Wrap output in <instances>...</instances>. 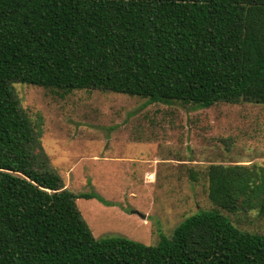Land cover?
<instances>
[{
	"label": "trees",
	"instance_id": "trees-1",
	"mask_svg": "<svg viewBox=\"0 0 264 264\" xmlns=\"http://www.w3.org/2000/svg\"><path fill=\"white\" fill-rule=\"evenodd\" d=\"M14 84L264 105V0H0V264H264V234L225 215L264 216V166L209 165L214 209L156 246L95 239L76 200L108 202L64 188Z\"/></svg>",
	"mask_w": 264,
	"mask_h": 264
},
{
	"label": "rangeland",
	"instance_id": "rangeland-1",
	"mask_svg": "<svg viewBox=\"0 0 264 264\" xmlns=\"http://www.w3.org/2000/svg\"><path fill=\"white\" fill-rule=\"evenodd\" d=\"M13 90L40 129L41 147L64 188L108 202L76 200L95 239L156 246L185 218L214 209L204 176L209 165L264 166V105L194 109L113 92L26 84ZM225 215L244 231L264 234V216L256 212Z\"/></svg>",
	"mask_w": 264,
	"mask_h": 264
},
{
	"label": "bare ground",
	"instance_id": "bare-ground-1",
	"mask_svg": "<svg viewBox=\"0 0 264 264\" xmlns=\"http://www.w3.org/2000/svg\"><path fill=\"white\" fill-rule=\"evenodd\" d=\"M150 179H152V178H150Z\"/></svg>",
	"mask_w": 264,
	"mask_h": 264
}]
</instances>
